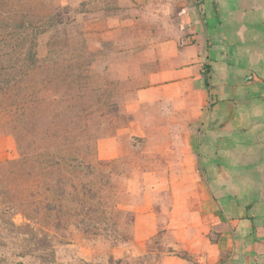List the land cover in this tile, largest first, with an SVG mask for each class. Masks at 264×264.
I'll return each mask as SVG.
<instances>
[{"label": "crops", "instance_id": "1", "mask_svg": "<svg viewBox=\"0 0 264 264\" xmlns=\"http://www.w3.org/2000/svg\"><path fill=\"white\" fill-rule=\"evenodd\" d=\"M115 2L81 15L85 54L116 46L129 56L130 28L171 23L152 67L136 77L139 57L129 76L105 80L124 119L97 139L96 158L118 160L138 144L150 156L127 178L132 238L112 254L122 264H264V0ZM69 88L63 98L76 95ZM21 152L1 129L0 163Z\"/></svg>", "mask_w": 264, "mask_h": 264}, {"label": "rangeland", "instance_id": "2", "mask_svg": "<svg viewBox=\"0 0 264 264\" xmlns=\"http://www.w3.org/2000/svg\"><path fill=\"white\" fill-rule=\"evenodd\" d=\"M115 3V0H70L67 5H61L59 0H0V18L7 23L28 19L33 26H39L48 18L52 21L44 33L37 35V63L11 85H6V81L13 75L18 76L27 63L25 55L31 34L30 30L21 27H10L5 33L0 28V37L10 32L24 37L15 53L0 57V130L12 129L11 118L6 115L9 110H14V106L9 104L23 93L31 94L32 99L37 94L38 100L49 108L45 97L52 99L53 94L47 93V89L51 91L57 87L55 89L61 96L62 91L71 86L68 90L76 94L74 101L77 103L76 107L75 103L68 107L76 124L66 127L75 135H70L59 148L62 154L70 156L67 158L70 160L68 165L61 162L52 167L53 174L47 178L45 194L56 192L55 198L58 196L56 207L51 209L49 216H46L47 212L43 215L39 211L42 215L37 220H27L15 213L12 191L8 188L13 190L16 183L6 168H0V264L122 262L115 259L112 250L125 247L132 238L133 216L128 210L127 178L140 169H148L150 156L141 154L147 146L138 144L130 154L118 160L102 162L96 158L97 139L112 134L113 125L124 119L117 115L119 101L115 100L119 95L116 87L105 80L129 76L127 74L133 64L138 63L139 57H143L140 60L145 65L141 63L142 71L134 68L136 77L152 67L150 60L156 55V45L168 36L171 20L168 19L170 16H161L163 18H157L158 21L151 25L140 22L130 28L129 47L135 48V52L129 56L122 57L116 46L85 54L81 30L84 17L81 15L100 12L101 9L114 11ZM171 17L175 18L174 23L179 22V17ZM91 60L95 67L87 72L86 63ZM53 66H58L54 74ZM84 99H87L88 106ZM84 105L86 110L76 113ZM41 123L38 119L32 120L28 126L34 129ZM33 139L29 137L21 141L23 153L32 145ZM20 158L22 154L12 160ZM8 191L7 197L5 193Z\"/></svg>", "mask_w": 264, "mask_h": 264}, {"label": "trees", "instance_id": "3", "mask_svg": "<svg viewBox=\"0 0 264 264\" xmlns=\"http://www.w3.org/2000/svg\"><path fill=\"white\" fill-rule=\"evenodd\" d=\"M51 22V18H48L44 24L33 26L32 22L28 19L22 20V22L7 23L4 19L0 18V28L3 29V33L10 27H21L30 30L29 33L31 34L29 38L30 46L25 55V62L27 63L23 65L24 69L19 72L18 76L13 75L6 81V85H11L12 82L16 81L15 79L26 75L28 70H31L37 63V35L44 33ZM23 39L24 37H19L14 32L1 36L0 57L15 53L17 48L24 42ZM54 66L53 74L58 67L55 68ZM54 84H56L55 81ZM55 88L57 87L52 88L51 91L47 89V92H52L56 96L55 99L45 97L47 99L45 102H49V108L48 105L38 100L37 94L32 99L31 94L23 93V96L17 97L10 102L9 106H12L13 103L14 110H9L6 115L11 118L12 129L10 131L18 139L20 145L23 139L29 137H33L36 140V145L34 139L30 147L28 144L29 148H27L28 150L25 149V153L22 150V158L0 164V168L2 170L6 168L12 175V180L16 183L13 190L11 187L8 188L12 191V209L15 213H20L27 220H37L38 216L42 215L41 213L46 215V212V216H49L51 209L56 207L58 196L55 198V195L57 193L50 192L49 195L45 194L48 186L47 178L53 174L52 167L61 164V162H65L68 165L67 161L70 160L67 159L70 156L67 157L65 154H62L59 148L65 143L66 139L71 137L70 135H75L66 127L76 124L73 121L74 114L68 108L72 107L73 103H75L74 107H76L77 103L74 101L76 95L68 97L65 94L63 98L62 95H58V90ZM40 99L43 102V98ZM83 110L84 107L81 106L76 110V113H82ZM84 115L86 114L84 113ZM37 116L39 117L36 118ZM37 119L42 122L40 127L29 128V122ZM8 195L9 191L8 194L5 193V196L8 197Z\"/></svg>", "mask_w": 264, "mask_h": 264}, {"label": "built area", "instance_id": "4", "mask_svg": "<svg viewBox=\"0 0 264 264\" xmlns=\"http://www.w3.org/2000/svg\"><path fill=\"white\" fill-rule=\"evenodd\" d=\"M185 40L184 39H182L181 41H180V43L183 45V44H185Z\"/></svg>", "mask_w": 264, "mask_h": 264}]
</instances>
